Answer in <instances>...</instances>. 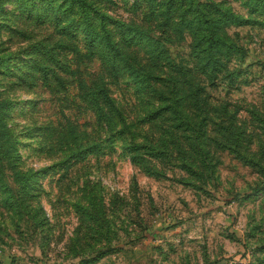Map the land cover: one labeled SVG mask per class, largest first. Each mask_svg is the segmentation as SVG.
I'll list each match as a JSON object with an SVG mask.
<instances>
[{"label":"rangeland","instance_id":"rangeland-1","mask_svg":"<svg viewBox=\"0 0 264 264\" xmlns=\"http://www.w3.org/2000/svg\"><path fill=\"white\" fill-rule=\"evenodd\" d=\"M0 123V264H264V0H0Z\"/></svg>","mask_w":264,"mask_h":264},{"label":"trees","instance_id":"trees-1","mask_svg":"<svg viewBox=\"0 0 264 264\" xmlns=\"http://www.w3.org/2000/svg\"><path fill=\"white\" fill-rule=\"evenodd\" d=\"M202 13L205 14L204 11ZM222 14L227 16V17H229V14H227V12H225V13L222 12ZM235 17H236L235 18L236 20H241L240 18H238V16H235ZM193 19L195 21H197L200 24V26H204L202 28L203 29L202 35L203 34H207L206 35L207 36L206 37L207 44H206L205 48L202 49V50L198 49L196 51V53H202V54H199V55H200V58L202 59V61L205 62V63L206 62L210 63V62L217 61L218 59H220V58H218L219 57L218 55H219V53L222 52L223 44L227 43V41L224 38H222V36L219 33L218 34L214 33V29H215V26H216L215 25L216 24L215 23L216 22L215 18L212 17V18H210V20H208L209 18L207 16L203 17L202 14L196 13L195 17L192 18V21H194ZM204 20L206 22H204ZM204 23H206V25H204ZM91 27L92 26H90V23H87L85 29H86V34L89 37H91V39H92L93 38L92 35H93L94 32L91 31V30H93ZM205 29L208 30V32ZM202 35H200L198 39H200L202 37ZM101 36L104 37L106 42L113 49L119 50V47L115 43V40H113L109 36V34L107 32L106 33L105 32L101 33ZM226 49L227 50L231 49V46L229 45L228 47H226ZM103 90H104L105 98L108 101V103H110V105H112V106H115V103H114L113 99L111 98L110 94L108 93V91L105 88H103ZM2 125H4V124L0 123V129H1L0 131H2V133L6 134L7 130H2L3 129V128H1ZM20 175L21 174H20L19 170H16V176L19 177ZM22 175H27V173L26 174H22ZM237 238L240 239V240L242 239L240 236H237Z\"/></svg>","mask_w":264,"mask_h":264}]
</instances>
